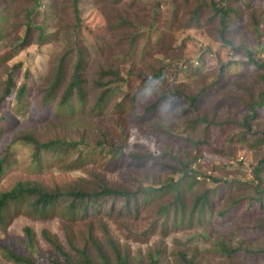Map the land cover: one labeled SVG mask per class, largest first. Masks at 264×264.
<instances>
[{"label": "trees", "instance_id": "obj_1", "mask_svg": "<svg viewBox=\"0 0 264 264\" xmlns=\"http://www.w3.org/2000/svg\"><path fill=\"white\" fill-rule=\"evenodd\" d=\"M81 1L34 0L33 5L25 9L27 21L22 24L25 27L23 34L15 36L6 51L0 54V68L3 67L0 75V106L5 102L14 101L18 111L29 113L30 117L36 120L50 122L49 126L53 131L46 137L39 136L35 130L18 132L12 139L13 144L30 145L32 159L40 167L64 163L68 167L79 168L86 163L104 159L106 165L111 168L129 163L136 169L143 170L144 178H153V180L151 185L145 187L140 185L136 189L111 184L102 176H97L98 184L95 187L73 182L65 187L49 188L39 182L19 181L10 189L0 191V225L6 230L11 217L20 213L40 219L60 216L69 221H81L100 215L111 219L138 218L145 213L143 217L150 222L147 233L158 234L160 241L154 251L140 258L133 256L128 248L121 247L108 228L103 230L104 241L96 239L90 232L89 238L83 240L82 244L77 243L67 234L64 243L47 230H43L41 236L47 249L40 253L36 250L35 233L27 226L24 229L25 240L20 245L12 236L0 238V250L5 258L13 264H163L167 252L165 240L175 228L190 229L203 223L213 225L220 223V226L227 228L228 225L222 223L229 218L252 217L261 211L264 208V186H262L264 155L258 159L253 168L252 180L246 182V186L252 188H250L251 192L227 201V205H224L225 191L228 187H232L233 181L201 173L197 169L198 158L196 159L193 151L191 154L187 152L188 156L185 160L177 157L167 158L165 153L156 156L150 151L132 154L115 141L116 138L105 126L103 118L110 110L117 112L114 124L122 127L119 138L123 141L124 138L128 139L132 132L131 129H127L128 127L125 129L122 126L123 115L132 114L129 121L130 124L137 126L136 131L137 129L152 131L157 125L159 129L175 135L172 141L176 146L182 147L186 144L199 148L213 133L216 132L221 137L232 128L227 120L214 121L198 110L204 101L218 90L221 82L228 84L231 81L232 74L228 73L237 61L221 62L220 76L213 82L204 83L200 88L195 89L197 91L190 94L181 88L185 84H180L178 80L180 76L186 74L190 75L189 79L199 75L204 69L201 65L204 63V55L207 51L205 50L196 60L179 59L169 62L164 58L155 57L160 55V51H153L151 47L146 48L147 43L142 47L143 39L140 36L141 31L137 30L138 23L120 17L119 29L127 27L134 29L129 34H123V38L116 44L117 46L127 44V48L118 59L125 66L121 67L105 60L103 64L97 65L94 72H91L88 69L90 58L94 57L99 61L104 56L103 45L101 39L97 44H92L94 50L98 51L94 54L89 48L80 44ZM120 1L116 0V3ZM170 1L174 5L175 13H178L182 7H190L184 24L186 28L206 29L217 36L216 39L221 45L231 48L234 52L243 51V55L246 54V61H243L248 65V72L234 75L238 77L247 75L252 78L256 88H259V93L257 100H253L247 94V98L252 102L249 106L251 113L247 114L240 123L241 130L236 136L238 141H251L249 144L251 148L260 149L264 146V128H254L253 125L264 123V58L259 56L258 50L246 44L235 45L229 22L231 15L237 9L234 2L238 0H194L193 3L192 0ZM68 2H72L73 16L76 19L72 27L73 31L58 30L49 22L40 19L42 13L44 18L49 15L54 16V13L56 16L57 5ZM42 4L47 10H42ZM152 4L154 5L151 13H159L161 0ZM245 4L251 7L248 3ZM63 9L65 6L61 10ZM60 14L61 11L59 16ZM258 17L259 20L255 21V31L260 34L264 28V15ZM15 20L16 18L7 10L0 9V39L8 36L7 33L11 31L10 25L16 22ZM150 21H153L150 23L151 29L156 28L157 19L152 17ZM21 28L22 26L17 22L15 30ZM112 28L115 29V25H112ZM102 35L104 34H101V37ZM162 41L163 37L157 41V44ZM33 42L39 47L54 42L58 47V54L55 58L51 57L48 73L31 84L28 72H25L24 79H21V63L12 66L7 63L18 54L17 49L22 51ZM195 61L197 66L194 64ZM192 66L197 70H192ZM168 84L172 87H166ZM127 86L136 87L132 90ZM237 88L245 94L251 86L239 85ZM148 91L150 92L147 93ZM153 95L156 96L152 101L145 102ZM180 102L186 106L174 117L178 113L188 115L195 112L194 116L190 115L182 120L178 128L182 129L180 133L183 134V129L186 127L191 130L190 132L186 130L183 136L176 135L173 131L177 128L178 120H171L162 128L157 124L158 116L162 119L172 115L171 112L174 108H179ZM139 103L144 106L136 109ZM0 127L1 139L11 130V123L4 115L0 116ZM9 155L10 151L6 149L0 157V181L10 164ZM151 170L155 172L168 170V172L166 175H156L151 173ZM200 175L213 179L214 184L211 186L213 191L220 190L218 198L220 204L216 212L214 207L217 201L206 192L191 195L190 201L186 200L187 196L192 194L193 188L200 183ZM163 177L166 179L162 181ZM239 184V187L245 186L242 182ZM243 204H247V207H243ZM234 230L248 240L264 237V225L259 223L243 227L235 226ZM176 246L172 256L178 264H201L198 259L199 250L190 249V246H185L182 241H176ZM216 249L225 254L228 264H249V261L251 264H259L264 261V246L251 248L241 241L233 247L220 239ZM188 250L193 253L189 255ZM238 258L242 261H238Z\"/></svg>", "mask_w": 264, "mask_h": 264}, {"label": "rangeland", "instance_id": "obj_2", "mask_svg": "<svg viewBox=\"0 0 264 264\" xmlns=\"http://www.w3.org/2000/svg\"><path fill=\"white\" fill-rule=\"evenodd\" d=\"M156 1L121 0L119 3H116V0H99L97 2L82 0L80 3L82 10L81 33H79L81 34L79 35L80 44L83 47L89 48L94 54H97L98 51L94 50L92 44H97V41L101 39V44L103 45L102 54H104L99 61L94 57L90 58L91 62L88 69L94 72L98 67L97 65L103 64L105 60L121 67L125 66L118 59L124 49L127 48V44L120 46L116 44L123 38V34H129L134 29L131 27L119 29L120 17L128 18L138 23L137 30L141 31L140 36L143 39L142 47L147 43L146 48L151 47L153 51H160V55H155V57L164 58L169 62L178 61L179 59L184 61L196 60L205 50L207 51L204 55V63L201 65L204 66L202 72L191 79H189L190 75H182L178 80L180 84H185L181 88H184L190 94L197 91L195 89L200 88L204 83L213 82L220 76L221 62H227L228 60L237 61L228 73L232 74L231 81L228 84L221 82L220 87L217 88L218 90L211 94L198 110V112L203 113L209 119L212 118L214 121L226 122L227 120L228 125L232 126V128L221 137L216 132L213 133L207 138V142L204 145L195 148L192 145L186 144L182 147H178V144L176 146L175 142L172 141L175 135L159 129L157 125L152 131L148 129H137L136 131L135 128L137 126L130 124L129 121V117L132 114L130 116L123 115L122 126L125 129L128 127L127 129H131L132 131L128 139L124 138V141L122 138H119L121 136L119 132H122V127L114 124L117 112L110 110V112L104 115L105 126L112 131V136L116 138L115 141L117 143L122 144L127 151L135 155L150 151L156 156L165 153L167 158L177 157L185 160L188 156L187 152L191 154L193 151L196 159L198 158L196 162L197 169L201 173L216 176L218 179L233 181L232 187H228L225 191L224 205H227V201L240 198L251 192L252 188L250 186L247 187L246 182L252 180L253 168L256 166L258 159L264 155V146L260 149H253L249 146L251 141L240 142L238 141V136H236V133L241 130L240 123L247 114L251 113L249 106L252 102L247 98V94L253 100H257L259 88H256L253 79H250L249 76L238 77L234 75H242L248 69V65L243 61H246L245 58H247L246 54L243 55V51L234 52L231 48L221 45L218 42L219 40L216 39L217 36L206 29L186 28L184 24L190 7H182L178 13H175L174 5L170 0H161L159 13L152 14L154 5L152 3ZM33 2L34 0L0 1V9L7 10L9 14L16 18V22L10 25L11 31L7 33L8 36L5 39H0V54L6 51L7 47L14 41L15 36L23 34L25 27L22 24H25L27 21L25 9L30 8ZM193 2L194 0H192ZM234 3L237 9L231 15L229 26L235 45L246 44L254 50H258L259 56L264 58V28L260 34L255 31V21L259 20L258 16L264 15V0H238ZM245 3H248L251 7ZM63 6H65V9L61 10ZM42 10H47L43 4ZM60 11L61 14L59 16ZM152 17L157 19L156 28L154 29L150 27V23L153 22L150 21ZM40 19L49 22L51 26L58 30L66 29L73 31L72 27L76 23V19L73 16L72 2L59 3L57 5L56 16L54 13V16L49 15L44 18L42 13ZM17 22L22 26L18 31L15 30ZM112 25H115V29L112 28ZM74 32H71V34H74ZM151 32H154V34H151ZM101 34L104 35L101 37ZM162 37L163 41L157 44V41ZM57 51L58 47L54 42H48L42 47L33 42V44L22 51L17 49L18 54L9 60L7 65L12 66L16 63H21V79L23 80L26 75L25 72H28L29 82L33 84L34 80L38 81L41 76L48 73L47 71L52 60L51 57H57ZM101 52L99 53L101 54ZM194 64L197 66V61ZM192 67V70H197L194 66ZM2 71L3 67L0 68V75ZM239 85H250L251 89L244 94L240 88H237ZM127 87L133 90L136 86ZM166 87H172V85L168 84ZM155 96L149 97L145 102L152 101ZM245 105L247 106L245 107ZM142 106L144 104L139 103L136 109ZM185 106L186 104L180 102L179 108H174L171 112L172 115H167L162 119L158 116L159 120L157 124L160 125L159 127H166L165 124L169 121L178 120L177 128L173 130L175 134L183 136L186 130L190 132V128L186 127V129H183L182 134L180 133L182 129L179 130L178 128L181 126L183 119L188 118L190 115L194 116L195 112H191L188 115L178 113L174 117ZM3 115L10 121L11 130L0 139V157L6 149H9L10 164L1 178L0 191L10 189L19 181L39 182L49 188L65 187L73 182H79L87 187H95L98 184L97 176L104 177L111 184L132 189H136L140 185H143V187L151 185L153 178H144V171L136 169L129 163L111 168L106 165L104 159H98L95 162L86 163L79 168H71L64 163H54L50 166L40 167L32 159V147L22 143L13 144L12 139L18 132L27 130H35L39 136L46 137L49 135V132H53L49 126L50 122L36 120L30 117L29 113L18 111V106L15 105L14 101L1 104L0 116ZM253 127L263 129L264 123L261 122L253 125ZM166 172L168 170L152 171L151 173L166 175ZM200 177V183L193 188L192 194L188 195L186 200L190 201L191 195L194 196L206 192L208 196L217 201L214 207V212H216L220 204V200H218L220 190L213 191V188H211L214 184L212 178L203 177L202 175ZM262 178V186H264V165L262 166ZM165 179L166 177H163L161 180ZM239 182L244 183L245 186L239 187ZM243 207L246 208L247 204H243ZM144 214L138 218L114 217L111 219L100 215L98 217L91 216L81 221H69L60 216L40 219L26 213H20L15 217H11L6 230L0 225V238L4 239L12 236L20 245L25 240L24 229L29 226L34 231L37 239L36 250L43 253L47 249L41 236L43 230H47L51 235L58 237L64 243H66L65 234H67V236H71L77 243L82 244L83 240L89 238L90 232H92L96 239L104 241L103 230L104 228H108L121 247L128 248L133 256L143 258L149 252L154 251L155 246L160 241L158 234L147 233L150 222L143 217ZM257 223L264 225V208L252 217L243 216L236 218L234 216L229 218L226 222L222 223L228 225L227 228L220 226V223H216L215 225L203 223L190 229L175 228L165 240L167 252L165 254L166 260L163 264H178L172 256L175 248H177L176 241H182L185 246L189 245L190 249L199 250L198 259L201 264H228L225 254L216 249L219 240L223 239L229 246L233 247L237 246L241 241L251 248L263 247L264 237L248 240L234 230L235 226L243 227ZM188 253L191 255L193 251L188 250ZM238 259V261H242L240 260L241 258ZM262 262L264 263L263 260ZM262 262L259 264H262ZM0 264H13L5 258L1 250ZM249 264H251L250 261Z\"/></svg>", "mask_w": 264, "mask_h": 264}]
</instances>
